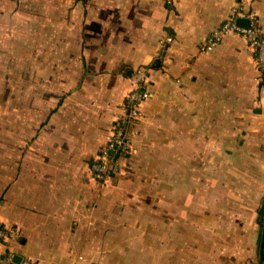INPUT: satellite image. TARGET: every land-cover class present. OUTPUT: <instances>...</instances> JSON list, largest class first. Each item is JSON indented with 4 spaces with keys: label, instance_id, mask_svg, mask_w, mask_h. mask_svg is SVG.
I'll list each match as a JSON object with an SVG mask.
<instances>
[{
    "label": "crops",
    "instance_id": "obj_1",
    "mask_svg": "<svg viewBox=\"0 0 264 264\" xmlns=\"http://www.w3.org/2000/svg\"><path fill=\"white\" fill-rule=\"evenodd\" d=\"M236 4L0 0V261L264 264V79L240 34L202 49ZM139 67L150 96L103 182Z\"/></svg>",
    "mask_w": 264,
    "mask_h": 264
},
{
    "label": "built area",
    "instance_id": "obj_2",
    "mask_svg": "<svg viewBox=\"0 0 264 264\" xmlns=\"http://www.w3.org/2000/svg\"><path fill=\"white\" fill-rule=\"evenodd\" d=\"M247 5L248 0H237V4L233 8L230 16L211 33L202 49H212L224 36L230 33L240 34L254 49L257 67L261 77L264 79V32L259 24L256 13L247 8ZM239 18L247 19L249 25L247 27L239 26L237 24ZM172 40V35H168L162 39V43H170ZM134 75V85L125 97L123 114L114 124L113 135L101 148L91 165L93 174L103 182H108L123 167V160L132 149L131 137L137 131L140 107L150 96L149 69L147 67H139L134 70ZM15 235H17L15 229L5 228L0 225V243ZM12 257V253H8L5 259L0 261V264H9L12 261ZM16 264L34 263L25 260Z\"/></svg>",
    "mask_w": 264,
    "mask_h": 264
},
{
    "label": "water",
    "instance_id": "obj_3",
    "mask_svg": "<svg viewBox=\"0 0 264 264\" xmlns=\"http://www.w3.org/2000/svg\"><path fill=\"white\" fill-rule=\"evenodd\" d=\"M237 24H238L239 26H242V27H247V26L249 25V22H248V20L245 19V18H239V19L237 20Z\"/></svg>",
    "mask_w": 264,
    "mask_h": 264
}]
</instances>
